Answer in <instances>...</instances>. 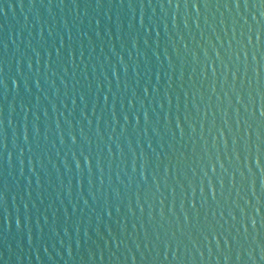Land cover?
Segmentation results:
<instances>
[{"label": "water", "instance_id": "obj_1", "mask_svg": "<svg viewBox=\"0 0 264 264\" xmlns=\"http://www.w3.org/2000/svg\"><path fill=\"white\" fill-rule=\"evenodd\" d=\"M0 264H264V2L0 0Z\"/></svg>", "mask_w": 264, "mask_h": 264}, {"label": "snow or ice", "instance_id": "obj_2", "mask_svg": "<svg viewBox=\"0 0 264 264\" xmlns=\"http://www.w3.org/2000/svg\"><path fill=\"white\" fill-rule=\"evenodd\" d=\"M262 2H264V0H262Z\"/></svg>", "mask_w": 264, "mask_h": 264}]
</instances>
